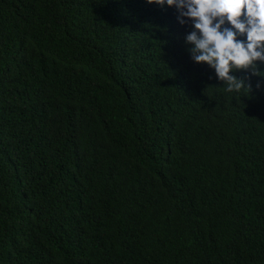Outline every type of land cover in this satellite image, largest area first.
<instances>
[{
    "label": "trees",
    "instance_id": "16d2710c",
    "mask_svg": "<svg viewBox=\"0 0 264 264\" xmlns=\"http://www.w3.org/2000/svg\"><path fill=\"white\" fill-rule=\"evenodd\" d=\"M177 15L0 0V264H264V78Z\"/></svg>",
    "mask_w": 264,
    "mask_h": 264
},
{
    "label": "clouds",
    "instance_id": "9594fccd",
    "mask_svg": "<svg viewBox=\"0 0 264 264\" xmlns=\"http://www.w3.org/2000/svg\"><path fill=\"white\" fill-rule=\"evenodd\" d=\"M177 11L181 25L190 24L185 35L187 50L196 63L215 70L226 92L251 90L247 78L234 75L245 71L264 78V0H147ZM264 80L258 81L260 88Z\"/></svg>",
    "mask_w": 264,
    "mask_h": 264
}]
</instances>
